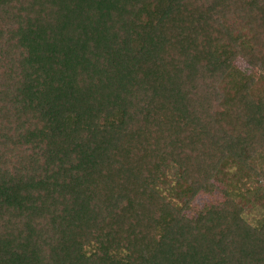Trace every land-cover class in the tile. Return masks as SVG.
I'll use <instances>...</instances> for the list:
<instances>
[{
  "label": "trees",
  "instance_id": "1",
  "mask_svg": "<svg viewBox=\"0 0 264 264\" xmlns=\"http://www.w3.org/2000/svg\"><path fill=\"white\" fill-rule=\"evenodd\" d=\"M0 264H264V0H0Z\"/></svg>",
  "mask_w": 264,
  "mask_h": 264
},
{
  "label": "rangeland",
  "instance_id": "2",
  "mask_svg": "<svg viewBox=\"0 0 264 264\" xmlns=\"http://www.w3.org/2000/svg\"><path fill=\"white\" fill-rule=\"evenodd\" d=\"M238 65L243 68L244 70L248 69L247 64H245V62L242 60L240 62H238ZM167 175L169 177V180H173L174 179V174H175V169L172 166H168V168L166 169ZM209 198L208 197H204V196H199L197 199V205L201 206L203 205ZM257 212H252L249 214V218H252L254 216V214Z\"/></svg>",
  "mask_w": 264,
  "mask_h": 264
}]
</instances>
